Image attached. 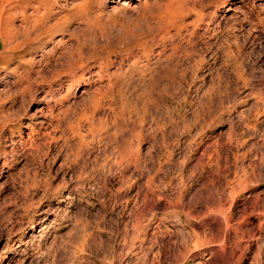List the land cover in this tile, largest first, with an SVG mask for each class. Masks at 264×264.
I'll use <instances>...</instances> for the list:
<instances>
[{"label":"clouds","instance_id":"obj_1","mask_svg":"<svg viewBox=\"0 0 264 264\" xmlns=\"http://www.w3.org/2000/svg\"><path fill=\"white\" fill-rule=\"evenodd\" d=\"M227 2L0 0V261L264 264V0Z\"/></svg>","mask_w":264,"mask_h":264},{"label":"rangeland","instance_id":"obj_2","mask_svg":"<svg viewBox=\"0 0 264 264\" xmlns=\"http://www.w3.org/2000/svg\"><path fill=\"white\" fill-rule=\"evenodd\" d=\"M243 7V0H228L226 5H220L215 9V12L217 14L218 20H223L229 16H232L235 14V11L237 8ZM3 70H0V74H2ZM36 107H40V105H37ZM35 110V109H34ZM45 120V117L38 116L37 122ZM23 135L24 138H27L28 135V129H20L18 130V135ZM208 135H214L213 131H209ZM207 149V145L201 148L199 155L203 157L205 155V150ZM10 150V149H9ZM207 161L212 160V152L208 151L207 153ZM3 161H0V164H2ZM58 166V165H57ZM13 171L12 168L4 167L3 168V174L0 175V182H3L4 180L8 179L9 175ZM227 180H230L231 177H228V179L225 180V183H227ZM257 196H260L262 200H264V186H260L258 188H252L249 189L247 192L242 193L240 197L237 199V206L243 204L244 201L249 202L251 199H253L257 203ZM256 205V204H255ZM249 211L252 210L251 207H248ZM236 210V208H235ZM234 210V211H235ZM261 209L259 207L256 208L257 213H259ZM251 219H258L257 217H251ZM11 241L8 240L7 236L0 238V250H3L6 244H10ZM17 253L15 251H9L5 253V259L3 261H0V264H16L17 260ZM189 264H195V260L191 259L189 261Z\"/></svg>","mask_w":264,"mask_h":264},{"label":"crops","instance_id":"obj_3","mask_svg":"<svg viewBox=\"0 0 264 264\" xmlns=\"http://www.w3.org/2000/svg\"><path fill=\"white\" fill-rule=\"evenodd\" d=\"M227 183H230V180H227ZM227 183H226V184H227ZM254 198H255V197H254ZM254 198L251 199V200L248 202V207H251L252 209H253V207L255 206V204H257V203H255ZM234 210H235V208H234Z\"/></svg>","mask_w":264,"mask_h":264},{"label":"bare ground","instance_id":"obj_4","mask_svg":"<svg viewBox=\"0 0 264 264\" xmlns=\"http://www.w3.org/2000/svg\"><path fill=\"white\" fill-rule=\"evenodd\" d=\"M256 203V202H255Z\"/></svg>","mask_w":264,"mask_h":264}]
</instances>
